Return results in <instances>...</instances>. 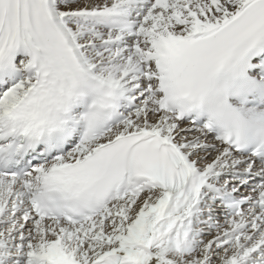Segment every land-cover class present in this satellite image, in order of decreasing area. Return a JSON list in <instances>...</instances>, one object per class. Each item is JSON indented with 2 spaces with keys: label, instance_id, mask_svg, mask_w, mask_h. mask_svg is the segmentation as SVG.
<instances>
[{
  "label": "snow or ice",
  "instance_id": "snow-or-ice-1",
  "mask_svg": "<svg viewBox=\"0 0 264 264\" xmlns=\"http://www.w3.org/2000/svg\"><path fill=\"white\" fill-rule=\"evenodd\" d=\"M0 264H264V0H0Z\"/></svg>",
  "mask_w": 264,
  "mask_h": 264
}]
</instances>
